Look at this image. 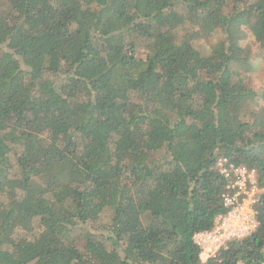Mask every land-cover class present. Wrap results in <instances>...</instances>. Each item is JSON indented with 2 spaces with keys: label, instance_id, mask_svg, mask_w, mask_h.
<instances>
[{
  "label": "trees",
  "instance_id": "trees-1",
  "mask_svg": "<svg viewBox=\"0 0 264 264\" xmlns=\"http://www.w3.org/2000/svg\"><path fill=\"white\" fill-rule=\"evenodd\" d=\"M259 64L264 0H10L0 264H201L193 237L226 213L217 161L264 178V88L238 74ZM256 211L209 264H264Z\"/></svg>",
  "mask_w": 264,
  "mask_h": 264
},
{
  "label": "built area",
  "instance_id": "built-area-1",
  "mask_svg": "<svg viewBox=\"0 0 264 264\" xmlns=\"http://www.w3.org/2000/svg\"><path fill=\"white\" fill-rule=\"evenodd\" d=\"M216 169L226 180L225 192L221 195L226 213L213 229L193 237L201 264L220 262L221 252L231 242L240 241L257 230L256 207L264 197V178L255 170L232 166L224 158L217 161Z\"/></svg>",
  "mask_w": 264,
  "mask_h": 264
},
{
  "label": "rangeland",
  "instance_id": "rangeland-1",
  "mask_svg": "<svg viewBox=\"0 0 264 264\" xmlns=\"http://www.w3.org/2000/svg\"><path fill=\"white\" fill-rule=\"evenodd\" d=\"M10 11V0H0V13H4L7 15ZM189 30V28H185L181 31V37L182 34L186 33ZM193 36V35H192ZM186 36L183 39L186 40V42L190 43L194 46V48L200 50V51H207L210 44L215 43L219 37L214 36L212 37H200V36ZM241 78L248 83L249 87H251L254 91L258 93H262V89L264 88V64L256 65V69L254 73L252 74H244L239 72L238 73Z\"/></svg>",
  "mask_w": 264,
  "mask_h": 264
}]
</instances>
